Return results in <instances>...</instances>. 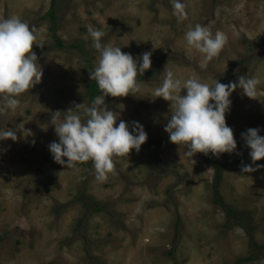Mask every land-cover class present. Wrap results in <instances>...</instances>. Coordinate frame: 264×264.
Wrapping results in <instances>:
<instances>
[{
  "label": "rangeland",
  "instance_id": "1",
  "mask_svg": "<svg viewBox=\"0 0 264 264\" xmlns=\"http://www.w3.org/2000/svg\"><path fill=\"white\" fill-rule=\"evenodd\" d=\"M181 2L182 18L175 13V0H57L56 35L66 45L57 50L51 20L44 19L52 0H0V18L26 21L43 44L32 47L41 82L18 97L14 112L0 115V128L17 134L15 142L0 141V264H235L248 256L246 232L227 225L223 209L214 204L213 169L198 154L188 157L187 146L171 143L164 131L171 105L153 90L165 68L182 80L209 85L238 82L247 74L261 80L253 99L239 87L230 96L226 124L237 148L212 156L229 165L223 199L250 213L258 226L256 239L264 244V159L253 163L241 138L249 128L261 129L264 136V0ZM196 24L227 36L206 68L200 66L201 54L184 40ZM89 25L105 32L102 43L134 59L151 52L147 71H158L142 79L135 96L105 97L107 109L118 115L117 125L123 120L131 131L138 122L148 138L139 152L113 157L115 168L103 182L97 181L91 161L79 164V171L66 169L54 162L48 147L58 142L51 115L77 105L83 112L90 105L88 64L95 67L99 54ZM238 157L250 159L235 163ZM243 165L257 170L242 173ZM83 195L105 205L104 212L86 213L75 201Z\"/></svg>",
  "mask_w": 264,
  "mask_h": 264
},
{
  "label": "clouds",
  "instance_id": "2",
  "mask_svg": "<svg viewBox=\"0 0 264 264\" xmlns=\"http://www.w3.org/2000/svg\"><path fill=\"white\" fill-rule=\"evenodd\" d=\"M184 8L181 0H175V13L181 18L185 16ZM87 32L92 47L99 54L96 66L90 71V79L96 82L102 95L95 97L83 112L78 111L82 105H77L66 112L53 113L50 123L58 142L48 147L54 162L66 169L79 171V164L91 161L97 181L103 182L115 168L113 157H128L132 150L139 152L148 138L138 122L132 123L131 131L123 120L117 125L118 115L107 109L105 97L135 96L140 92L144 82L137 77L151 68L152 53L145 52L134 59L120 47L102 43L103 30L89 25ZM184 40L187 46L201 54L200 66L206 68L227 43V36L221 31L213 34L209 26L196 24L185 33ZM33 44L43 47L42 43H37L34 26L17 16L0 18V115L14 112L20 105L18 97L41 82L43 71L37 54L32 51ZM163 76L153 95L170 102L172 112L164 128L170 142L186 145L185 154L191 158L197 153L219 156L235 152L237 143L233 130L226 124L230 96L239 87L244 95L253 99L261 80L247 74L240 76L238 82L222 84L217 80L209 85L197 78L182 80L166 68ZM182 92L186 94L181 95ZM260 131L249 128L241 134L253 163L264 159V136ZM25 132L31 135L30 130ZM4 140L15 142L16 130L0 128V141ZM256 170L251 165L241 168L245 174ZM257 264H264V258Z\"/></svg>",
  "mask_w": 264,
  "mask_h": 264
},
{
  "label": "trees",
  "instance_id": "3",
  "mask_svg": "<svg viewBox=\"0 0 264 264\" xmlns=\"http://www.w3.org/2000/svg\"><path fill=\"white\" fill-rule=\"evenodd\" d=\"M56 5L57 0H52L51 8L44 19L50 18L51 20V32L53 34V38L55 40V47L57 50H64L66 49V45L63 41L56 35L58 31V23H57V14H56ZM88 68L93 70L90 64H88ZM156 72L158 71H146L143 75L137 78L138 81H142V79L150 78L155 76ZM102 95L101 91L99 90L96 82L94 80H90L86 86V93L85 97L89 100L91 105L92 101L95 97ZM111 97V96H109ZM200 158L210 166L214 171V181L212 184L213 188V200L214 204L220 206L227 217V225L238 226L242 228L248 237V248L249 254L247 257L239 259L236 261L235 264H246V263H253L257 262L258 260L264 258V244H261L256 239V234L258 230V226L253 223V218L250 213L245 211H238L233 206L229 205L223 199L221 195V186L224 181V174L226 169L229 166L228 164L220 163L217 159H215L211 153L205 155L203 153H197ZM250 158L248 157H238L235 159V163H240L241 161H247ZM75 201H81L84 205L86 213H93L99 214L103 213L105 209V205L102 203L93 200L92 198L85 197L84 195L81 198H77Z\"/></svg>",
  "mask_w": 264,
  "mask_h": 264
}]
</instances>
